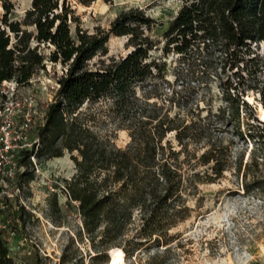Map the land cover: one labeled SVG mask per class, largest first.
Masks as SVG:
<instances>
[{
    "label": "trees",
    "instance_id": "obj_1",
    "mask_svg": "<svg viewBox=\"0 0 264 264\" xmlns=\"http://www.w3.org/2000/svg\"><path fill=\"white\" fill-rule=\"evenodd\" d=\"M0 1V82L14 79L18 86L30 85L49 62L61 69L54 71V92L37 128L38 140L31 149L20 150L18 164L27 167L31 153L48 159L71 152L75 172L62 187L68 198L77 200L85 231L99 230L101 244L120 246L124 258L153 245L167 249L179 237L170 229L191 214L189 193L233 166L245 179L244 192L264 188V57L257 51L264 41V0H184L161 39L149 33L156 21L139 6L119 11L109 28L87 32L70 0H30L20 20H9L13 6ZM76 1L89 5L93 0ZM110 35L127 37L126 54L102 57ZM158 49L160 56L154 53ZM170 54L180 64L200 67L208 77L227 73L220 77L226 105L217 121L170 114L176 99L181 102L173 88L161 95L162 82L171 85L166 78ZM249 89L260 95L261 119L257 105L245 96ZM100 98L110 101L118 126L129 133L123 147L96 133L82 115L84 103ZM227 111L237 134L252 144L246 158L242 152L233 159L230 146L210 136ZM169 132H175L180 149L165 138ZM204 138L205 149L190 153L188 145ZM182 151L190 156L180 159ZM198 164L210 172L196 171ZM135 215L136 230L126 237ZM0 264H13L1 238Z\"/></svg>",
    "mask_w": 264,
    "mask_h": 264
},
{
    "label": "rangeland",
    "instance_id": "obj_2",
    "mask_svg": "<svg viewBox=\"0 0 264 264\" xmlns=\"http://www.w3.org/2000/svg\"><path fill=\"white\" fill-rule=\"evenodd\" d=\"M7 1L13 6L9 20H20L30 7V0ZM70 3L75 8L79 25L87 32L95 31L97 26L107 29L119 11L139 6L156 21L149 33L161 39V31L184 0H93L89 5L70 0ZM3 12L0 1V23ZM126 39V36L110 35L107 54L102 57L108 59L126 54L129 50L125 47ZM258 47L257 51L264 57L263 40ZM154 53L160 56L161 50ZM166 62L169 66L166 78L171 85L162 82L161 95H169L173 88L177 91L176 97L181 99L180 103L177 99L173 103L170 114L181 112L187 115L188 121L199 116L203 121H217L218 115L222 117L220 109L226 102L222 97L220 77H227V73L208 77L200 67L180 64L177 55L172 54L166 57ZM53 66L46 63L45 69L33 76L30 85L18 89V94L33 95L39 122L54 92V75L61 70L59 65ZM245 96L257 105L261 119L259 93L249 89ZM109 106V100L100 98L97 102L84 103L80 110L96 133L109 138L115 146L123 147L130 139L129 133L118 126L119 120ZM228 118L229 112L223 120L211 125L210 136L217 138L221 145L230 146L233 159L242 152L246 158L252 144L237 134ZM246 120L245 115L244 130ZM29 134L30 138L38 135L36 128L33 127ZM165 138H170L177 149L181 148L175 132H169ZM207 144V138L197 144L190 143L189 151L197 150L199 154ZM188 155L187 151H182L179 157ZM39 159L42 173H35L28 166L20 168L16 177L8 181L12 188L19 186L20 193L9 197L5 206L0 207V221L5 225L0 228V238L13 264H264V188L257 193L244 192L245 179L242 174L235 173L234 166L214 182H199L196 192L189 193L187 203L191 214L170 229L179 237L167 249L153 245L124 258L120 246H112V242L101 244L99 230L93 234L85 231L77 200L66 195L63 181L69 180L75 172L71 152ZM25 169L27 172L23 174ZM195 170L210 172L207 165L200 164ZM250 178L248 174V180ZM137 217L135 215L133 223L127 227L126 237L135 232Z\"/></svg>",
    "mask_w": 264,
    "mask_h": 264
},
{
    "label": "built area",
    "instance_id": "obj_3",
    "mask_svg": "<svg viewBox=\"0 0 264 264\" xmlns=\"http://www.w3.org/2000/svg\"><path fill=\"white\" fill-rule=\"evenodd\" d=\"M18 83L14 79L0 82V207L14 194L20 193V187L12 188L8 181L15 178L20 168L18 164L20 150L31 149L38 135L30 138V131L43 123L39 122L38 108L32 94H18ZM28 167L35 173H42L41 160L33 153L29 155ZM1 224L0 228L4 227ZM13 233V231L11 232Z\"/></svg>",
    "mask_w": 264,
    "mask_h": 264
}]
</instances>
